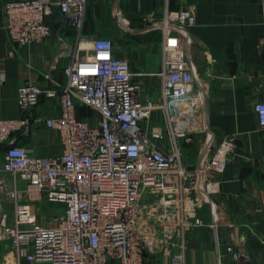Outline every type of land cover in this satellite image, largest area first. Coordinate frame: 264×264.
I'll list each match as a JSON object with an SVG mask.
<instances>
[{
    "label": "built area",
    "instance_id": "1",
    "mask_svg": "<svg viewBox=\"0 0 264 264\" xmlns=\"http://www.w3.org/2000/svg\"><path fill=\"white\" fill-rule=\"evenodd\" d=\"M163 1L154 27L163 33L158 75L164 124L150 123L157 102L134 79L130 60L114 53L113 39L83 34L87 0L5 4V27L14 45L49 38L47 17L56 6L78 34L75 44L60 52L70 57L67 79L54 73V60L43 73L44 85L18 88L22 115L0 118V253L8 243L13 264H164L166 258L168 264H187L189 232L208 225L199 210L221 192L220 176L236 145L234 136L216 143L204 120L208 86L183 41L184 30L197 23L196 9H172L171 0ZM42 95L61 104L58 116L42 119L58 132L62 146L47 155L18 143V134L31 131L32 111ZM79 104L91 108L94 119L80 116ZM255 109L264 128V99ZM191 114L198 116L195 121L188 119ZM197 134L208 139L197 164L189 166L181 138L190 143ZM47 203L63 210L47 219L39 211ZM209 224L218 239L214 212ZM220 239L240 258L231 237Z\"/></svg>",
    "mask_w": 264,
    "mask_h": 264
},
{
    "label": "crops",
    "instance_id": "2",
    "mask_svg": "<svg viewBox=\"0 0 264 264\" xmlns=\"http://www.w3.org/2000/svg\"><path fill=\"white\" fill-rule=\"evenodd\" d=\"M9 1L14 0H0V118L3 119L22 115L18 88L29 82L44 85L43 73L54 60L57 61L54 73L62 81L67 79L64 69L70 57L60 52L66 45L73 46L78 36L71 20L62 17L56 6L47 17L52 26L49 38L14 45L5 27L4 7ZM170 7L196 9L197 23L184 30L183 41L197 74L208 86L204 120L216 133V143L234 136L236 145L227 169L220 176L221 192L199 210L208 225L189 232L187 264H264V128L255 109L256 102L264 99V0H171ZM163 12V0H87L83 28L88 38H112L114 53L130 60L134 79L157 102L151 124L165 123L160 101L162 78L158 75L163 59V33L154 27ZM79 107V115L86 117V108L80 104ZM60 108L59 98L42 95L32 111L31 131L18 134V143L39 154L59 152L62 146L57 142L58 132L46 127L42 119L58 116ZM207 139L206 134L195 136L190 146L196 147L197 152L192 156L188 151L185 159L189 166L197 164L199 150ZM212 212L218 239L209 224ZM231 224L235 227H230ZM227 236L240 249V258H234L227 250V241L220 239ZM9 247L8 243L2 245L0 264L14 263ZM163 262L168 264L169 259Z\"/></svg>",
    "mask_w": 264,
    "mask_h": 264
},
{
    "label": "rangeland",
    "instance_id": "3",
    "mask_svg": "<svg viewBox=\"0 0 264 264\" xmlns=\"http://www.w3.org/2000/svg\"><path fill=\"white\" fill-rule=\"evenodd\" d=\"M86 110H87L86 117H89L91 120L94 119L95 112L91 108H86ZM196 117H198V116H195V114H191L188 119L190 121H195ZM216 138H217V135L215 134V140H216ZM54 142H55V138H54ZM57 142H59V137H58V141ZM181 142L183 144L182 145V153H183V157L185 159H186L188 151L191 152L190 154H192V156H193L194 153L197 152V150H196L197 148L196 147H195V149L191 148V146H190V145H192L191 142L190 143H186L185 140H183L182 138H181ZM189 146H190V148L188 150ZM39 207H40V209H39L40 212H43V214H47V219L51 218L50 215H53V214L58 213V212H61L63 210L62 205L59 204V203H47V205L40 204Z\"/></svg>",
    "mask_w": 264,
    "mask_h": 264
},
{
    "label": "bare ground",
    "instance_id": "4",
    "mask_svg": "<svg viewBox=\"0 0 264 264\" xmlns=\"http://www.w3.org/2000/svg\"><path fill=\"white\" fill-rule=\"evenodd\" d=\"M184 102H185V103H184V106H185L184 108L187 109V108L191 107V103H190L191 100H187V101H184Z\"/></svg>",
    "mask_w": 264,
    "mask_h": 264
},
{
    "label": "water",
    "instance_id": "5",
    "mask_svg": "<svg viewBox=\"0 0 264 264\" xmlns=\"http://www.w3.org/2000/svg\"><path fill=\"white\" fill-rule=\"evenodd\" d=\"M59 12H60L62 17H64L65 19L67 18V17H65V14L61 10H59Z\"/></svg>",
    "mask_w": 264,
    "mask_h": 264
},
{
    "label": "trees",
    "instance_id": "6",
    "mask_svg": "<svg viewBox=\"0 0 264 264\" xmlns=\"http://www.w3.org/2000/svg\"><path fill=\"white\" fill-rule=\"evenodd\" d=\"M84 108H86V107H84Z\"/></svg>",
    "mask_w": 264,
    "mask_h": 264
}]
</instances>
